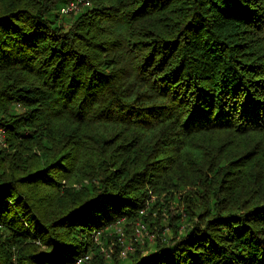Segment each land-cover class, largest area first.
Here are the masks:
<instances>
[{"label": "trees", "instance_id": "1", "mask_svg": "<svg viewBox=\"0 0 264 264\" xmlns=\"http://www.w3.org/2000/svg\"><path fill=\"white\" fill-rule=\"evenodd\" d=\"M0 0V264H264V0Z\"/></svg>", "mask_w": 264, "mask_h": 264}, {"label": "built area", "instance_id": "2", "mask_svg": "<svg viewBox=\"0 0 264 264\" xmlns=\"http://www.w3.org/2000/svg\"><path fill=\"white\" fill-rule=\"evenodd\" d=\"M87 4H89V0H74L68 4L67 9L68 10L77 9L79 5H87ZM87 259H88V255L80 256L76 259L75 264H80L81 262L86 261Z\"/></svg>", "mask_w": 264, "mask_h": 264}]
</instances>
